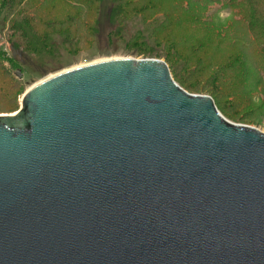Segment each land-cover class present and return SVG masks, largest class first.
<instances>
[{"label":"water","instance_id":"water-1","mask_svg":"<svg viewBox=\"0 0 264 264\" xmlns=\"http://www.w3.org/2000/svg\"><path fill=\"white\" fill-rule=\"evenodd\" d=\"M0 264H264V133L163 60L55 74L0 115Z\"/></svg>","mask_w":264,"mask_h":264},{"label":"rangeland","instance_id":"rangeland-1","mask_svg":"<svg viewBox=\"0 0 264 264\" xmlns=\"http://www.w3.org/2000/svg\"><path fill=\"white\" fill-rule=\"evenodd\" d=\"M132 1L118 2L123 5ZM113 3H116L115 0H103L101 12L98 14L97 36L88 41L68 43L63 41L61 32L53 36L54 45L47 51L38 53L16 48L0 34V48L3 53L19 62L18 65L22 67V78L15 76L22 87L17 106L0 109V112L17 113L21 108V99L29 89L65 70L112 58L159 59L168 64L173 79L184 90L191 94L212 97L218 110L228 121L254 127L264 133V82H257L258 77L246 45L249 33L238 22L236 7L226 0H208L200 6L199 17L195 18L194 5L189 8L184 5L182 8L180 0H146L145 5L152 7L150 15L145 16L140 12L124 14L122 21L120 19L118 23V26L122 22L124 24L119 33L118 26L113 23ZM148 17L152 19L147 20ZM164 21L167 23L165 27L162 26ZM2 26L3 22H0V27ZM139 31L143 33L141 37L136 36ZM156 33L168 35L171 41L183 40L181 50L188 60L182 61L174 56L169 60L166 56L171 50L166 41L158 43ZM162 38L165 40L163 36ZM171 46L174 44L171 43ZM174 52L173 50L172 53ZM234 58L237 59L232 60ZM199 59L202 63L214 59L234 66L242 63L243 70H250V74L245 75L248 83L240 86L243 89L248 85L246 93L225 99L212 93L217 92V87L212 82H203L195 77L190 79L191 67L188 68V64ZM4 64L6 66L8 63ZM17 71L19 70H14V73ZM181 76H185L186 81ZM187 82L193 87L186 85ZM2 114L4 113H0Z\"/></svg>","mask_w":264,"mask_h":264},{"label":"trees","instance_id":"trees-1","mask_svg":"<svg viewBox=\"0 0 264 264\" xmlns=\"http://www.w3.org/2000/svg\"><path fill=\"white\" fill-rule=\"evenodd\" d=\"M118 1L120 0H115L116 3H113L111 8L114 17L113 23L116 26L120 19L122 21L124 14L140 12L149 16L150 10H152L151 6L145 5L146 0H133L126 4L123 3V5L122 3L120 5ZM207 1L180 0V3L182 8L184 5L188 8L196 6L194 17L198 18L200 6ZM102 2L103 0H0V22H3L0 34H3L9 43H13L14 47L38 53L45 52L54 45L53 36L61 34V32L65 42L88 41L97 36L98 14L101 12ZM226 2L236 7L239 14L238 22L249 33L246 45L250 60L258 77L257 82H264V0H226ZM148 18L147 20L152 19V17ZM123 25L122 22L118 26L119 33ZM162 26H167L166 21L162 23ZM117 33L116 29L115 34ZM142 35L141 31L136 34L137 37ZM155 36H157L159 44L165 41L168 44L171 52L166 57L169 60L172 56L182 61L188 60L181 50L183 40L171 41L170 37L164 33H156ZM133 40H135V34ZM171 43L174 44L173 47ZM173 50L174 53H172ZM194 62L188 64V68L191 67L189 69L190 79L195 77L203 82H212L217 87V92H212L213 94L216 93L217 96L226 99L245 94L248 90V85L243 89L240 88L248 83L245 75L250 74V70H243L242 63L234 66L231 63L214 59L208 63H202L200 59ZM4 63L8 64L5 66ZM18 64L19 62L8 57L0 48V109L17 106L18 96L22 91L20 81L14 74V70L22 69ZM181 78L186 81L185 76H181ZM185 84L193 87L188 82ZM0 113L6 114L5 112Z\"/></svg>","mask_w":264,"mask_h":264},{"label":"bare ground","instance_id":"bare-ground-1","mask_svg":"<svg viewBox=\"0 0 264 264\" xmlns=\"http://www.w3.org/2000/svg\"><path fill=\"white\" fill-rule=\"evenodd\" d=\"M22 99H23V97H22ZM13 114H15V113H12V114H10V115H13ZM4 115H8V114H2L1 116H4Z\"/></svg>","mask_w":264,"mask_h":264}]
</instances>
